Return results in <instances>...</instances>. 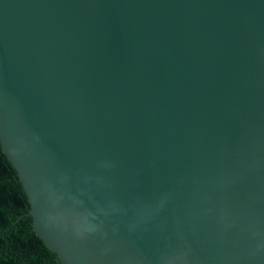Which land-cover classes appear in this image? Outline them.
<instances>
[{"label": "water", "instance_id": "obj_1", "mask_svg": "<svg viewBox=\"0 0 264 264\" xmlns=\"http://www.w3.org/2000/svg\"><path fill=\"white\" fill-rule=\"evenodd\" d=\"M0 147L60 264H264V0H0Z\"/></svg>", "mask_w": 264, "mask_h": 264}, {"label": "trees", "instance_id": "obj_2", "mask_svg": "<svg viewBox=\"0 0 264 264\" xmlns=\"http://www.w3.org/2000/svg\"><path fill=\"white\" fill-rule=\"evenodd\" d=\"M27 196L0 147V264H60L32 230Z\"/></svg>", "mask_w": 264, "mask_h": 264}]
</instances>
